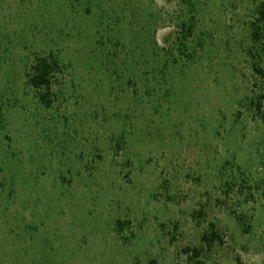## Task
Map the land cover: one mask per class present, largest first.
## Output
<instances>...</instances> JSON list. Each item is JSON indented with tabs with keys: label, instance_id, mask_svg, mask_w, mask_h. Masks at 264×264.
I'll return each instance as SVG.
<instances>
[{
	"label": "rangeland",
	"instance_id": "1",
	"mask_svg": "<svg viewBox=\"0 0 264 264\" xmlns=\"http://www.w3.org/2000/svg\"><path fill=\"white\" fill-rule=\"evenodd\" d=\"M201 2L173 66L179 0H0V264H264V0Z\"/></svg>",
	"mask_w": 264,
	"mask_h": 264
},
{
	"label": "trees",
	"instance_id": "2",
	"mask_svg": "<svg viewBox=\"0 0 264 264\" xmlns=\"http://www.w3.org/2000/svg\"><path fill=\"white\" fill-rule=\"evenodd\" d=\"M201 3V0H179L176 12L167 15V21H169V23L172 24L176 29L175 34L172 36V42L170 41L172 43V47L167 54L169 56V59L172 60L173 66L179 64L182 60H187L190 57V44L192 43V39L195 36V22L197 14L202 8ZM159 15L160 14H158V19L159 21H162L163 17ZM118 23V21H115V23L113 24L117 25ZM111 28V30L107 29V35L110 36L109 33H113V31H116L120 38V42H118V44L121 45L124 49V47H126V43L122 42L124 38L121 27ZM251 29V38L253 43L255 45L264 47V2H262L258 8L257 18L251 24ZM157 49L158 48L156 47L155 43L153 47V53L154 56L158 57L159 54L158 52L156 53V51H158ZM174 51L178 52L177 56L174 55ZM170 60H167L164 65L166 66V64ZM56 67H58V64L53 56L40 58L34 66L33 74L29 78V83L35 89L46 90V92L41 95V101L46 105V107H50L51 105L49 91L51 89V81L54 68ZM257 71L259 73H262L261 69L257 68ZM165 73V70L162 69L161 74ZM214 237L219 239L217 233H214ZM186 251V253H193V255L190 256V261H193L196 264H202L197 260L200 257V252L198 250L188 248Z\"/></svg>",
	"mask_w": 264,
	"mask_h": 264
}]
</instances>
